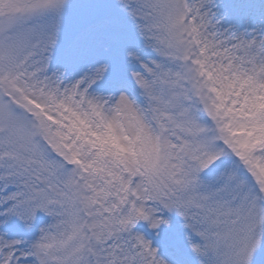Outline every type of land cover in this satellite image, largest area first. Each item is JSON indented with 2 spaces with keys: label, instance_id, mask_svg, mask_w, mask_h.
Instances as JSON below:
<instances>
[{
  "label": "snow or ice",
  "instance_id": "obj_1",
  "mask_svg": "<svg viewBox=\"0 0 264 264\" xmlns=\"http://www.w3.org/2000/svg\"><path fill=\"white\" fill-rule=\"evenodd\" d=\"M0 264H264V0H0Z\"/></svg>",
  "mask_w": 264,
  "mask_h": 264
}]
</instances>
